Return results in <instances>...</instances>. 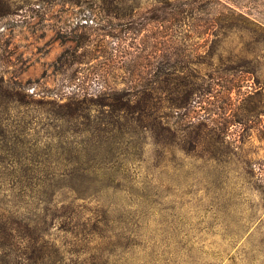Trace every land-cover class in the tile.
Returning a JSON list of instances; mask_svg holds the SVG:
<instances>
[{
	"label": "rangeland",
	"instance_id": "rangeland-1",
	"mask_svg": "<svg viewBox=\"0 0 264 264\" xmlns=\"http://www.w3.org/2000/svg\"><path fill=\"white\" fill-rule=\"evenodd\" d=\"M159 1L0 0V215L47 207L62 264H264V43L159 28ZM190 90L185 121L167 104ZM123 94L161 97L169 131L70 133ZM71 157L98 160L91 197L40 195L41 162Z\"/></svg>",
	"mask_w": 264,
	"mask_h": 264
},
{
	"label": "trees",
	"instance_id": "trees-1",
	"mask_svg": "<svg viewBox=\"0 0 264 264\" xmlns=\"http://www.w3.org/2000/svg\"><path fill=\"white\" fill-rule=\"evenodd\" d=\"M198 1L160 0L159 4L163 7L157 9L158 15L153 17L151 22L162 28L167 24H172L170 19L178 15L180 17L178 22L185 32L189 31L201 37L213 36L214 40L233 32L244 33L253 38L256 43H264V0H210L211 2L207 5L196 8ZM172 4L181 6L178 9V14L171 13L168 10ZM195 11L198 12L199 16L192 15ZM112 37L115 38V36ZM81 91L83 90L80 89L76 92L73 98L83 97L84 100L78 101V103H85L87 96H83L84 92L81 93ZM194 93L195 90H190L178 103L169 100L167 108H187L184 113L178 114L179 118L185 121L186 119H193L195 110L191 108L192 105H189ZM161 102L162 98L159 96L139 97L125 94L117 96L115 102L108 105L111 112L105 118L92 124L90 121V125H86L84 128H70V133L87 135V137L95 139L116 135L115 133L120 132L122 129L135 128L136 125L153 129L157 133L167 132L169 129L167 126H163V117L157 115L158 110L162 107ZM70 117L77 119L82 116L76 112ZM87 118L90 119V117ZM76 149L72 147L71 152H75ZM115 163L118 164V161H115ZM51 166L54 170H60L61 168L63 170L48 175ZM120 167L127 168L123 164ZM100 170L98 160L81 157L41 162L39 177L35 183L42 188L39 191L40 195L53 197L61 189L67 190L68 194L75 195L76 199H86L91 197L87 191L95 183H99L95 174ZM55 179L56 181H65L64 187L57 189L58 184H55V188L49 191ZM54 201L50 198L49 204ZM45 212H49L47 207L37 208L34 216L30 217L29 213L24 218L15 217L13 213H10L8 218L0 215V264H60V262L62 264L64 258L55 253L62 252L61 249L47 237L49 235L47 227L55 228L58 225L55 223L49 224ZM52 215L60 220L70 219L72 221L76 214L71 209L70 212L66 211L59 215L53 211ZM66 227L67 225L63 224L62 228ZM69 229L66 231L68 232Z\"/></svg>",
	"mask_w": 264,
	"mask_h": 264
}]
</instances>
